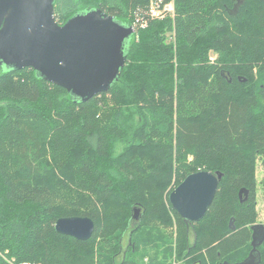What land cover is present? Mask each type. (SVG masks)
<instances>
[{"label":"trees","instance_id":"16d2710c","mask_svg":"<svg viewBox=\"0 0 264 264\" xmlns=\"http://www.w3.org/2000/svg\"><path fill=\"white\" fill-rule=\"evenodd\" d=\"M153 1L55 0L59 24L93 8L148 23L119 78L87 101L32 67L0 63V264L249 258L264 166V0H174L161 19L150 16ZM201 170L223 177L205 216L190 222L169 195ZM71 216L94 220L90 239L56 231ZM257 252L264 264V241Z\"/></svg>","mask_w":264,"mask_h":264},{"label":"water","instance_id":"95a60500","mask_svg":"<svg viewBox=\"0 0 264 264\" xmlns=\"http://www.w3.org/2000/svg\"><path fill=\"white\" fill-rule=\"evenodd\" d=\"M54 5L55 0H0V63L16 70L32 67L82 101L108 91L126 64L135 27L99 8L78 12L59 24ZM222 177L208 170L188 175L171 191V205L184 219L198 222L213 202ZM239 196L242 202L247 200L249 190L242 188ZM133 218L140 220V208L134 209ZM230 226L235 229L233 221ZM252 228L253 250L247 260L234 264H258L254 252L259 255L264 224ZM55 229L88 240L95 222L88 216L62 217Z\"/></svg>","mask_w":264,"mask_h":264},{"label":"rangeland","instance_id":"374dc122","mask_svg":"<svg viewBox=\"0 0 264 264\" xmlns=\"http://www.w3.org/2000/svg\"><path fill=\"white\" fill-rule=\"evenodd\" d=\"M132 37H131V39H132ZM131 39H130V41H131ZM211 59L212 60L216 59V55L212 54ZM136 120L141 121V116L138 115L136 117ZM123 147H124V145H120L118 148V151L119 152L122 151ZM257 178L259 181V184H258L259 188H258V194H257V208L259 211V223H264V166H263L262 160H259L258 164H257ZM243 196H244V194H243ZM137 222H139V221L136 220V223ZM173 230L175 231V226L173 227ZM128 237H129V233L127 232L125 235V239H124L125 247L127 246L128 241H129ZM194 241H195V238L192 234L191 243H193ZM146 260H147V258H146ZM170 264H175V263L173 262Z\"/></svg>","mask_w":264,"mask_h":264},{"label":"built area","instance_id":"2783aa9c","mask_svg":"<svg viewBox=\"0 0 264 264\" xmlns=\"http://www.w3.org/2000/svg\"><path fill=\"white\" fill-rule=\"evenodd\" d=\"M175 12V5H174V0H169L166 2L165 0H158V1H153L150 4V16L154 18H165L168 15H172ZM148 25L147 21L143 20H136L135 29L137 27L145 28ZM6 264H32L30 262H19V261H8Z\"/></svg>","mask_w":264,"mask_h":264},{"label":"flooded vegetation","instance_id":"af4514ba","mask_svg":"<svg viewBox=\"0 0 264 264\" xmlns=\"http://www.w3.org/2000/svg\"><path fill=\"white\" fill-rule=\"evenodd\" d=\"M258 248V247H257ZM256 258H257V253H256V251L254 252V259L256 260Z\"/></svg>","mask_w":264,"mask_h":264}]
</instances>
